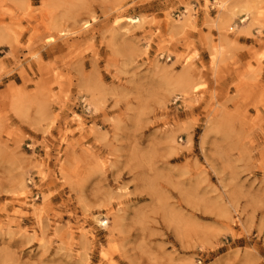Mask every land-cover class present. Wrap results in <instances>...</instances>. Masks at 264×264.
I'll return each instance as SVG.
<instances>
[{
  "label": "rangeland",
  "instance_id": "obj_1",
  "mask_svg": "<svg viewBox=\"0 0 264 264\" xmlns=\"http://www.w3.org/2000/svg\"><path fill=\"white\" fill-rule=\"evenodd\" d=\"M0 264H264V0H0Z\"/></svg>",
  "mask_w": 264,
  "mask_h": 264
},
{
  "label": "bare ground",
  "instance_id": "obj_2",
  "mask_svg": "<svg viewBox=\"0 0 264 264\" xmlns=\"http://www.w3.org/2000/svg\"><path fill=\"white\" fill-rule=\"evenodd\" d=\"M129 19V21H132V22H136V21H138V20H134V19H131V18H128ZM87 26V25H86Z\"/></svg>",
  "mask_w": 264,
  "mask_h": 264
}]
</instances>
